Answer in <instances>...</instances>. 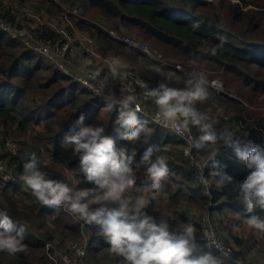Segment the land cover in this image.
I'll use <instances>...</instances> for the list:
<instances>
[{
  "label": "trees",
  "instance_id": "16d2710c",
  "mask_svg": "<svg viewBox=\"0 0 264 264\" xmlns=\"http://www.w3.org/2000/svg\"><path fill=\"white\" fill-rule=\"evenodd\" d=\"M36 1L39 5L36 9L39 10L49 11L52 7L60 8L53 0ZM59 1L69 4L71 0ZM75 1L80 16L68 14L75 25L89 32L105 52L111 51L116 56L129 59L133 65L143 71L138 76L152 87L165 83L170 87L183 88L185 86L183 81L187 76L182 75L172 66L162 64L160 60H156L143 50L112 36L96 22L110 24L121 34H130L148 43L150 41L155 43L168 52L164 55L171 53L176 60L188 64L190 71L193 70V65H196L205 70L220 72L219 76L224 80L226 88H229L232 82L239 81L249 89V93L264 97V9H260L264 7V2L258 4L247 0H239V2L218 0L214 3L212 0H181L180 2L184 3L181 5L175 0ZM248 4L256 7L244 9ZM0 18L15 22V17L9 15L7 6L2 1H0ZM196 23L198 27L194 28L193 25ZM32 31L42 38L58 36L46 24L35 27ZM212 49H215L214 54ZM155 68H159L160 73L154 71ZM69 80L68 77L45 64L38 55L24 49L21 44L0 31L1 137L5 135L18 137L32 130L34 125L44 122L43 129L36 132L34 137L31 136L27 155L35 153L36 157H39L38 148L31 145L35 143L45 145L52 165L68 168L74 172L77 188H90L93 185L88 183L80 172L79 157L73 152V146L64 143L66 134L71 135L78 131L74 121L83 113L84 126L94 124L103 126L105 133L114 139L118 148L123 147L129 153L136 151L132 164L136 186L146 181L145 169L140 164V157L148 147H153L156 155L167 159L170 173L163 181V192L155 197L169 199L170 203L175 200L174 196L192 198V202L200 210L198 219L193 223L197 228L195 236L200 233L202 215L208 211L210 216V211L207 210L208 204L212 206L211 210L229 211L231 215L238 217L241 223H244L246 216L251 214L264 217V211L259 209L247 213L244 205L239 201L236 182L243 181L249 170L239 161L231 147L223 145V141L199 150L198 160L202 161L208 151L218 149L216 159L224 166V173L232 178V183L225 181L222 187H217L216 181L220 178L211 175L213 169L209 162L204 172V176L212 186L208 196L203 187L194 182V168L182 152L183 140L152 123L147 124L151 132L150 136L142 134L137 141L122 139L123 129L114 123L118 107L103 116L102 109L105 108L106 101L92 96L88 90ZM208 91V99L203 103L198 102L195 106L206 114L209 108L223 111L221 115L207 114L213 129L219 133L228 126L237 135L247 132V137L257 140L264 147V116L260 113L248 112L241 101L230 98L225 92H216L211 87ZM225 114L229 117L222 119ZM139 116L145 120L141 115ZM193 129L200 135L196 128ZM4 156L7 158V166H12L15 171L23 170L24 162L17 156L11 154ZM174 175H179L183 180H176ZM62 181L65 183L64 178ZM172 182L178 186L171 188ZM5 185L0 187V212H7L17 229L26 228L24 243L27 247L26 251L14 256L0 252V264H54L49 255L53 250L49 247L45 248L46 243L53 242L63 235H68L70 239L79 236L78 225L52 220L54 228L50 231L45 219L47 216H52L55 208L41 205L30 190L27 192L28 196H17V193L21 192L19 183ZM9 185H13L12 193L7 191ZM184 189L188 191L185 192ZM148 196L150 200L153 199L152 194ZM145 211L148 213L147 209ZM80 223L87 231L90 230L84 258H93V256L97 258L100 251L108 248L107 242L97 224H89L81 219ZM212 223L227 245L256 264L247 256L249 246L243 244L242 238L232 234L227 238L223 233L222 225L214 220ZM250 240L252 244H262L264 232H259L258 237L249 234L245 242ZM230 241L240 248H235ZM196 243L200 244L198 241ZM67 252L69 253V248ZM119 259L122 260L120 257Z\"/></svg>",
  "mask_w": 264,
  "mask_h": 264
},
{
  "label": "clouds",
  "instance_id": "9594fccd",
  "mask_svg": "<svg viewBox=\"0 0 264 264\" xmlns=\"http://www.w3.org/2000/svg\"><path fill=\"white\" fill-rule=\"evenodd\" d=\"M193 27H198V23ZM212 51L214 54L215 49ZM121 67L118 60L109 63L113 80L127 76ZM154 71L160 73L161 70L155 68ZM99 76L98 71L89 74L93 80ZM98 82L100 90L97 94L102 95L106 82ZM183 83V88L170 87L165 83L149 88L145 82L141 83L145 97L156 106L155 122L180 137L192 127L196 128L200 135L190 144L191 148L197 150L215 145L218 141L231 147L249 170L243 181L236 182L239 201L247 213H253L254 209L264 211V147L247 139V132L237 135L230 129H224L217 133L209 122V116L196 108L198 102L203 103L208 99L210 86L220 88L218 81L210 82L203 72L194 67ZM105 99L107 111L119 109L114 123L123 129L122 139L137 141L142 134L151 135L148 121L138 115L141 108L136 104V96L131 89H121L119 98L110 92ZM84 119V114H79L74 121L78 131L66 134L64 143L73 146V152L79 157L80 172L93 187L77 188L49 178L48 173L40 168L35 153L27 156V159L20 157L24 160L20 180L41 205L64 207L84 222L97 224L109 253L122 258L124 264H225V261L232 259L230 250L215 239L213 232L205 230L202 237L206 244L201 247L196 243L197 228L193 223H179L175 228H170L167 219H157L145 211L150 203L148 195L152 194L155 198L161 194L163 181L169 176L170 169L164 156L156 155L153 147H148L142 153L140 164L144 166L146 181L136 186L132 167L136 151L129 153L123 147L118 148L103 126H84ZM190 151H186L185 155H190ZM217 155L218 149H212L208 151L203 165L195 161L194 165L202 172L211 162V175L220 178L216 185L222 187L225 181L232 183V178L224 173V166L217 161ZM201 182L206 187L210 186L203 175ZM245 222L249 229L264 232V217L251 214L246 216ZM25 234V227L17 229L7 212H0V252L14 256L26 251ZM213 248L218 255L213 254ZM233 264H239V261L234 260Z\"/></svg>",
  "mask_w": 264,
  "mask_h": 264
},
{
  "label": "built area",
  "instance_id": "2783aa9c",
  "mask_svg": "<svg viewBox=\"0 0 264 264\" xmlns=\"http://www.w3.org/2000/svg\"><path fill=\"white\" fill-rule=\"evenodd\" d=\"M105 30L111 35L115 36L112 30ZM0 31L6 34L13 41L21 44L24 49H27L38 55L45 64L50 65L60 74L72 80V82L77 83L80 87L88 90L94 97L106 101L105 97H107L110 92L113 93L117 98H119L121 95V89H131L132 93L136 96V104H139L141 108V112L138 113L139 115H141L146 121H148V123H152L153 125L158 126L183 140L184 144L182 147V152L183 155L189 160L191 166L194 168V182L201 185L205 193L210 196V189L212 188V186L211 182L204 176L205 167L201 172V170L194 165V161L203 165L206 159L199 161V150H197L196 148H191L190 141L197 137L195 132L193 131V128H191L190 131L183 137H180L171 132L168 128L157 124L154 120V117L157 113L156 106L150 99H147L145 97V89L141 87V83L145 82L149 88L154 87L141 79L134 71L125 67H121V71L126 72L127 76L123 79L113 80L111 78V72L109 70V63L111 61L108 60V58H103L98 54V52L92 45V39L87 34H80L81 36L71 34L72 32H63V34H61L58 30L57 33H55L56 35H58L57 38H42L28 28L18 25L16 22H12L2 18H0ZM119 39L130 44L131 46L147 52V46L143 42H136L130 38ZM95 60L103 61L102 67L106 73L105 76L100 74L97 80L89 78V74L95 72L94 70H90L80 65V63L83 61L93 62ZM161 63L172 66L185 76H187V73L190 72L179 63L175 65L169 64L164 61H161ZM98 81L106 82L102 95L97 94V92L100 90V83ZM212 88L216 91H219V89L217 88ZM247 139H250L255 144L261 146L260 142H258L257 140L249 137H247ZM189 149H191L190 155H185V152ZM20 151L21 148L16 141L8 137L0 138V181L2 183L12 184L22 182V180H20V175L23 170L15 171L12 166H7V158L6 156H4V154L17 156L19 155ZM201 175H203L204 179L209 182L210 186L206 187L205 184L201 182ZM5 177H9V179H5ZM205 230L213 232L215 235V239L218 242L222 243L225 249L230 250L232 259L225 261V264H233L234 260H238L239 264H253L252 262L245 259L241 253H238L224 242L223 237L216 231V228L213 225L208 212H205L202 215L200 219V233L199 235L195 236V240L200 242L202 246L206 244V240L202 237ZM87 240L88 239L86 238H78L77 240H74L70 243L69 254H71V256L73 255L72 258L68 256V253H62L59 256L54 254L49 255L54 264H59V257L61 259V263L63 264H87L81 261L85 256ZM205 250L207 251L208 249L205 248ZM212 252L214 255L219 254L215 248L212 249Z\"/></svg>",
  "mask_w": 264,
  "mask_h": 264
},
{
  "label": "rangeland",
  "instance_id": "374dc122",
  "mask_svg": "<svg viewBox=\"0 0 264 264\" xmlns=\"http://www.w3.org/2000/svg\"><path fill=\"white\" fill-rule=\"evenodd\" d=\"M0 1L6 4L7 10L9 11V15H13L15 17V22L18 25L24 26L32 31L35 27L42 26V24H46L49 29L54 30V34L57 33L58 30L61 34H63V32H70V33L72 32L71 34H75L76 36L77 35L81 36L80 34H87L92 39V45L101 57L103 58L106 57L111 62L118 60L121 62L122 67L131 69L132 71L134 70V72L137 75L139 74L141 75V73H143V71L139 70L140 68L133 65L129 59L116 56L111 51L105 52L100 47V45L96 43L95 38L91 36L89 32H87L86 30H82L75 25V23L73 22V19L68 15V14L71 15V12H72V15L80 16V11L77 7V3L75 0H71L70 3L68 2L69 4H63L59 0H53L54 2L58 3L60 8L52 7L49 9V11H46L43 9H40V10L36 9L39 7L38 2L36 0H0ZM180 1L181 0H175V2H177L178 4L183 5L184 3ZM208 1H211V0H208ZM212 1L216 3L218 0H212ZM231 1L234 2V0H231ZM247 1L255 2L258 4H262L264 2V0H247ZM254 7L248 4L244 9L254 8ZM260 9H264V7ZM67 10H72V11H67ZM96 23L103 30L105 29L112 30L113 34L118 38H130L136 42H143L147 46V52L146 51L144 52H146L147 54H149L150 56H152L158 61L161 60L169 64H173V65L179 63L183 65L186 70L190 71L189 69H191L188 66V64H186L184 61H178L174 57H172L174 56L173 54L169 53V55H164L168 52L164 48L156 45L155 43H152L151 41L148 43L147 41L143 40L140 37L136 38L130 34H125V33L121 34L115 31L110 24H105L102 22H96ZM80 65L90 70L98 71L103 76H105L106 74L105 70H103V67H102L103 65L102 60H95L93 62L83 61L80 63ZM193 66L197 70L203 72L209 81L216 80L220 82L221 87L219 88V91L214 90L210 86L214 91L220 92V93L225 92L228 96H230V98H236L239 101H241L242 105L246 106V108L248 109V112L253 113V114L260 113L262 116H264V97L263 95H253L249 93V89L245 87L242 82H239V81L232 82L229 88H226V85L224 84L225 83L224 80L219 76L220 72L205 70L204 68L199 67V66L197 67L196 65H193ZM69 81L72 82V80H69ZM206 111L208 115H212V116L223 114V111L221 109L215 110L213 108H209ZM107 112L108 111L106 110V108L102 109L103 116H105L104 114H106ZM228 117L229 115L225 114L222 117V119H226ZM43 127H44V122L38 125H34L32 130H29L25 134L20 135L18 137H16L17 135H13V136L5 135V137L11 138L12 140L16 141L17 144L20 146L21 151L19 155H17L20 161L24 162V160L20 158L21 156H25V159H27V156L31 155V153L27 155V150L31 143L30 142L31 136L34 137V134L38 131H41ZM224 129H229V127L226 126ZM193 131L198 137L199 135L197 134V131L194 129ZM5 137H1V134H0V138H5ZM31 146H33L34 148H38L39 153H40V156L36 157L38 164L42 170L48 173L49 178L55 179L61 182H63L62 178H64L66 184H68L69 186H76L77 178H76L75 173L70 171L68 168L52 165L48 159L49 156H48V152L45 149L47 148L45 147V145L35 143V144H32ZM46 146H49V145H46ZM206 157H207V154L205 155L204 158L206 159ZM175 176L177 177V175ZM19 184H20L21 192H18L17 196H22V197L28 196L27 192L29 191V189L23 184V181L19 182ZM4 186L6 185L0 181V187L2 188ZM12 186L13 185L7 186L8 192L12 193L13 191ZM170 186L171 188H175L178 185L173 183ZM26 202L29 203L31 201H26ZM52 220H58L59 222L64 223V224L65 223H70V224L76 223L79 227L80 234L79 236L74 237L75 240H77L78 238L88 239V237L90 236V230L87 228L89 231L88 233V231L84 227H82V224L80 223V219L74 214L66 211L64 207L55 208L52 216H47V219H45V223L49 224L50 231H51V228H54V224L52 223ZM31 230L33 231V228H31ZM74 238L70 239L68 238V235H63L62 237L54 239L53 242L50 241L46 243L47 245L45 246V248L47 246L49 248H52L53 253H51V255L54 254V255L59 256L62 253L63 254L68 253L67 250L70 246V243L74 241L73 240ZM198 245L200 246L201 244H198ZM68 256L72 258L73 255L71 256V254L68 253ZM81 261L87 264H124L123 260H120L119 257L111 255L108 251V248H105L102 251H100V253L97 254V258L94 256L93 258L86 257V258H83ZM59 264H63L61 263L60 257H59Z\"/></svg>",
  "mask_w": 264,
  "mask_h": 264
},
{
  "label": "crops",
  "instance_id": "0c3cea01",
  "mask_svg": "<svg viewBox=\"0 0 264 264\" xmlns=\"http://www.w3.org/2000/svg\"><path fill=\"white\" fill-rule=\"evenodd\" d=\"M199 135V134H198ZM176 180L182 181L183 178L174 175ZM187 192V189H184ZM175 200L169 201V199H162L159 196L150 200L147 206L148 214L159 219L163 217L168 220L170 228H175L179 223H194L198 219L199 208L192 202V198L188 199L189 196H174ZM196 198V197H193ZM177 203V204H176ZM212 206L208 204L207 210L210 211L211 220L220 223L223 227V233L227 238L230 234L242 238L243 244L249 246L247 256L256 264H264V242L262 244H252L251 240L245 242V238L252 234L256 237L259 236V232L255 229H249L248 225L244 222L241 223L238 217L231 215L229 211L224 210L220 212L218 209L211 210ZM214 208V205H213ZM208 212V211H207ZM209 213V212H208ZM230 243L237 249L240 248L237 244L230 241Z\"/></svg>",
  "mask_w": 264,
  "mask_h": 264
}]
</instances>
